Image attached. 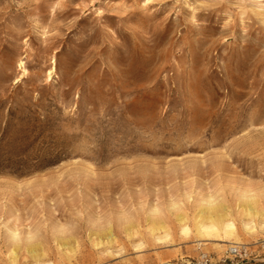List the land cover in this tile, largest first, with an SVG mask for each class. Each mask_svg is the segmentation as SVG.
Here are the masks:
<instances>
[{"label":"rangeland","instance_id":"rangeland-1","mask_svg":"<svg viewBox=\"0 0 264 264\" xmlns=\"http://www.w3.org/2000/svg\"><path fill=\"white\" fill-rule=\"evenodd\" d=\"M205 254L264 264V0H0V264Z\"/></svg>","mask_w":264,"mask_h":264},{"label":"bare ground","instance_id":"bare-ground-1","mask_svg":"<svg viewBox=\"0 0 264 264\" xmlns=\"http://www.w3.org/2000/svg\"><path fill=\"white\" fill-rule=\"evenodd\" d=\"M219 207L218 206H216V207H213L212 209L214 210V211H217V209H218ZM219 221V223H220V225H221V227H223V229L226 231L225 232V235H231L233 232V226H232V224L231 223H224V222H220V219L218 220ZM218 221L215 219L214 220V222L215 223H218ZM213 226H207V227H205V228H203L204 230H205V235L207 234V235H212V236H214V237H216V238H214V243H213V245H214V248H216V249H221V247L222 246H225V244H226V242H228V241H226V240H223V238H221V236H219L218 235V233H217V230H215L214 228H212ZM69 242H70V238H65L64 239V245H66V244H69ZM201 242V243H200ZM205 243H206V240H203V241H197V245L198 246H205ZM230 243V242H229ZM209 256V254H205L202 258H197V257H195V258H193V259H195V260H197L196 261V264H208V262H210L211 264L214 262V261H216L215 260V258H217V260L219 259H227V258H230V256H226L224 253H222V254H220V256H218V257H215L213 260H208V257ZM181 259H178V261H180ZM166 264V263H165Z\"/></svg>","mask_w":264,"mask_h":264},{"label":"built area","instance_id":"built-area-1","mask_svg":"<svg viewBox=\"0 0 264 264\" xmlns=\"http://www.w3.org/2000/svg\"><path fill=\"white\" fill-rule=\"evenodd\" d=\"M229 251L230 252H233L234 255H236L237 253H240V251H238V249L237 248H234V247L231 248V249H229Z\"/></svg>","mask_w":264,"mask_h":264}]
</instances>
